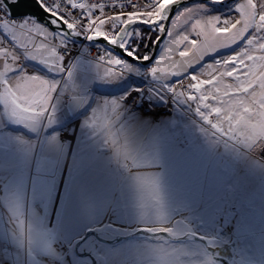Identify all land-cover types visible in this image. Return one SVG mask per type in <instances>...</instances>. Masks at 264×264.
<instances>
[{"label":"rangeland","instance_id":"1","mask_svg":"<svg viewBox=\"0 0 264 264\" xmlns=\"http://www.w3.org/2000/svg\"><path fill=\"white\" fill-rule=\"evenodd\" d=\"M240 2L243 0H231L223 7L189 5L172 18L185 9H191L194 16H220ZM232 16L238 17L235 9ZM170 23L168 27L174 35L167 37L166 33L156 57L145 67L128 62L83 35L76 34L83 41L66 38L67 45L78 46L75 55L64 57L65 64L73 68L74 88L58 90L57 110L49 115L42 130L39 124L37 139L24 138L26 135L17 128L36 131L39 119L19 120L0 103V264H264L263 240L236 242L242 233L248 234L250 229L262 232L264 228L258 226L260 222L255 217L242 213L239 188L236 183L232 185L236 173L241 175L243 169L264 183V145L253 146L236 137L214 133L193 104L194 111L179 92L173 94L165 89V85H173L180 78L179 74H153L159 59L164 72L182 71L178 66L190 62L179 57L184 45L175 43L177 33L184 31L179 26L183 22H178L176 28ZM2 28L1 47L16 52L21 57L18 63L24 59L39 74H46L43 68L52 70L31 57L50 56L49 50L36 47L42 37L17 30L13 40L12 34ZM191 38H196L194 33ZM22 44L27 45L28 53L20 47ZM94 45L103 46L108 54L126 62L128 70L118 77L103 78L97 65L99 57L91 50L87 52ZM244 46L242 40L220 49L205 56L203 63L225 58ZM3 64L0 56V73ZM105 70L106 66H101L102 74ZM202 70L198 63L188 72L199 74ZM58 76L60 82L68 83L66 76ZM226 82L232 81L226 78ZM10 83L20 84L19 90L14 87V91L22 98L38 91L39 82ZM3 91L0 85V92ZM140 93L147 94L149 102L138 100L142 98ZM70 99L68 106L64 105ZM113 101L115 111L111 107ZM143 103H150V107L145 108ZM65 108L69 116L63 115ZM69 117L71 126L66 133ZM137 117L144 118L142 128L135 125ZM169 117H176L174 123L168 121ZM75 128L71 144L73 139L68 134ZM203 144L210 149L209 154ZM80 150L84 157L77 169ZM95 154L109 158L108 171L103 168L104 159ZM187 155L195 156L201 165L195 171L194 182L204 175L202 188L185 183L190 175L186 164L192 166L195 162L188 161ZM140 157L158 164L140 167ZM160 163H164L163 168ZM255 187L254 194L263 196L256 204L260 207L264 194L259 183ZM248 194L244 195L245 204L250 203ZM165 227L169 231H161ZM222 231L227 234L226 239L220 236Z\"/></svg>","mask_w":264,"mask_h":264},{"label":"snow or ice","instance_id":"2","mask_svg":"<svg viewBox=\"0 0 264 264\" xmlns=\"http://www.w3.org/2000/svg\"><path fill=\"white\" fill-rule=\"evenodd\" d=\"M9 2L15 4L16 0ZM37 2L53 17L55 26H63L60 36L28 18L19 22L10 20L11 13L4 11L7 5L3 3H0V27L11 33L13 40L16 39L17 30L42 37L36 47L49 50L50 56L47 59L31 57L48 65L54 74L66 76L68 83L42 78L37 74L27 75V71L18 64L21 57L8 48L0 47V56L4 60L3 72L0 73L4 77L0 80L4 91L0 92V103L8 108L13 117L35 121L49 115L53 112L58 90L61 87L69 91L74 88L71 83L73 68L65 64L63 54L59 51L61 47L67 48V35H83L89 40L103 38L110 44L119 45L125 55L133 59H151L139 54L136 41L143 33L139 29L130 30V26H151L157 33L155 42L159 43L161 34L167 32V37L174 35L169 27L166 29L167 21L171 20L172 28L182 21L179 26L184 31L177 33L175 43L184 45L179 57L182 61L190 62L178 66L182 71L164 72L159 67V59L152 69L153 74H179L175 85H165V89L173 94L179 92L186 101L191 102L214 133L236 137L253 146L264 145V0H243L235 9L238 17L194 16L191 9H185L174 18L171 17V8L179 0H127V11L124 10V4L119 5L118 11H105L108 6L106 3H89L87 0H59L53 4H49L48 0ZM213 2L220 3L222 0ZM112 7H116L114 2ZM77 9L79 13L74 12ZM95 9L99 10V15H94ZM192 33L196 38H191ZM242 40L245 46L241 51L203 63L205 56ZM20 47L28 53L27 45L22 44ZM254 52L260 54L254 55ZM198 63L203 70L199 74L189 73L188 69ZM97 65L103 78L118 77L128 70L126 62L111 54L101 55ZM101 66H106L103 74ZM226 78L232 82H226ZM11 80L39 82V90L34 95L22 98L14 91V87L19 90L20 84L12 85ZM115 104L116 101H113V111ZM161 231L167 232L169 229L165 227Z\"/></svg>","mask_w":264,"mask_h":264},{"label":"water","instance_id":"3","mask_svg":"<svg viewBox=\"0 0 264 264\" xmlns=\"http://www.w3.org/2000/svg\"><path fill=\"white\" fill-rule=\"evenodd\" d=\"M229 2H231V0H225V1H222L220 3L213 2V0H179V2L175 5H173L171 8V17L176 13L177 10H179L180 8L187 6V5H191V4H205V5L217 4L218 6L223 7L225 5H228ZM0 3L7 5L5 10L7 12H10L12 17H14V18H26V17L31 18L34 21L44 25L50 31L61 35V30H62L63 26L62 25L61 26H55L52 23L53 17L48 12H46L36 0H16L15 4L10 3L9 0H0ZM169 23H170V20L166 22V29L169 26ZM143 27H151V26L143 25V24H137V25L130 26V29L143 28ZM166 33L167 32L160 35V42L159 43L154 42L152 53L150 56L151 59H147V60H135L131 56L125 55L123 49L119 45L110 44L109 42H107L103 38L92 40V42L104 44L107 48H109L111 50V52H113V53L117 54L118 56L124 58L128 62L139 65L141 67H145V66L149 65L154 60L156 51L159 48L160 43L162 42V40L166 36ZM69 37H73L77 41H83V37H81V36H72V34H69L66 36V38H69ZM76 132H77V128L74 129V132H73V135L71 138V139H73L71 144H73V142H74V137H75Z\"/></svg>","mask_w":264,"mask_h":264},{"label":"crops","instance_id":"4","mask_svg":"<svg viewBox=\"0 0 264 264\" xmlns=\"http://www.w3.org/2000/svg\"><path fill=\"white\" fill-rule=\"evenodd\" d=\"M3 29V28H2ZM4 31V30H3ZM6 36H8L9 38L8 39H10L11 37L6 33V32H3ZM1 44H2V40H0V47H1ZM5 48H7V47H5ZM22 62L23 63H18L19 65H22L23 67H25V69H26V71L28 72V73H30V74H32V73H34V72H36L37 74H39V71L37 72V71H34L35 70V68L33 67V66H29L28 65V63H26L25 61H24V59H22ZM42 71H45V75L44 74H39V76L40 77H42V78H46V79H49V80H56L57 82H60L59 81V76L58 75H60V74H54L53 73V71L52 70H49V69H46V68H43L42 69ZM58 77V78H57ZM141 77V76H140ZM149 79V78H148ZM62 82H64V81H62ZM150 82H152L153 84H154V82L153 81H151L150 80ZM155 85V87L156 86H158V85H156V84H154ZM154 87V88H155ZM159 87V86H158ZM38 88V90H39V85H37V87H36V89ZM124 89H125V86L123 87ZM123 88H121V89H119V91L120 90H122ZM154 88L152 89V90H154ZM156 89V88H155ZM158 90V89H157ZM162 90L163 91H165V92H167L165 89H163L162 88ZM65 102V101H64ZM71 102V99L67 102V103H64V105L66 104L67 106H68V104ZM63 105V106H64ZM54 109H56L57 110V107L55 106V103H54V105H53V110ZM54 113L56 112V111H53ZM64 114V116H65V114L67 115V116H69V111L67 110V108H65V110H63L62 111ZM50 115V114H49ZM49 115H46V116H44V117H42V118H40L38 121H40L41 123H38V129L36 130V131H32V132H28V131H26V130H23V129H21V128H17L20 132H23L26 136H24V138H26V139H30V140H34L35 138L37 139V132H38V130H40V125L39 124H41V130H42V125H44L45 124V126H46V122H47V120H48V118H49ZM71 119V117H69V120L67 121V123H66V133H68V128H70V120ZM9 126V125H8ZM10 127V126H9ZM13 127H15V126H13ZM44 129V128H43ZM71 134V133H70ZM70 134H68V137H70L71 138V135ZM63 137H65V136H63ZM62 137V138H63ZM63 139H65V138H63ZM236 162V161H235ZM236 163H239V162H236ZM244 171V172H243ZM243 171L242 172H240L241 173V175H238V173H236V179H235V182L233 181V183H232V185L234 184L235 185V183H236V185H235V187L238 189L239 188V191H240V195H241V202H242V204H241V206H244V208H243V210H242V213L244 212V213H246L249 217H255V221H258V222H260V224L258 225L259 227H261V228H264V204H261V206L260 207H258V206H256V204L257 203H259L260 201H261V198L263 197L262 196V194L260 195V194H258V195H256V194H254V191H255V189H256V185L259 183V185H260V187H261V189L263 190L262 191V193L264 194V183L263 182H260V181H257L254 177H252L246 170H244L243 169ZM244 175V182L242 181L241 182V177ZM256 180V181H255ZM240 186H239V185ZM238 186V187H237ZM232 187V186H231ZM230 187V188H231ZM234 187V186H233ZM242 188H243V191H242ZM233 188H231V190H232ZM245 190V191H244ZM241 191H242V193H241ZM246 192H248L249 194H248V196L249 197H251V199L249 200L250 201V203H248V204H245L244 203V195H245V193ZM259 192V191H258ZM258 192H256V193H258ZM233 213V212H232ZM241 213V212H240ZM255 213H257V214H260L261 215V217H258V216H256L255 215ZM243 216V215H242ZM245 218V217H244ZM240 225H241V223H240ZM252 231V229H250V232L247 234H244V233H242L241 235H239L238 237H236V242L237 243H242V242H249V243H251V242H254V241H261V240H263L264 241V230L262 231V232H251ZM238 234V233H237ZM236 234V235H237ZM258 249V248H257ZM262 254H263V257H264V251L262 252ZM263 261H264V259H263Z\"/></svg>","mask_w":264,"mask_h":264},{"label":"trees","instance_id":"5","mask_svg":"<svg viewBox=\"0 0 264 264\" xmlns=\"http://www.w3.org/2000/svg\"><path fill=\"white\" fill-rule=\"evenodd\" d=\"M136 29H139V31L141 33H143V36L140 37V39L136 41L138 43V46H139V54L141 56L143 54H150L151 51H152V48H153V44H154V42L157 39V33L153 30L152 27H143V28H136ZM132 30H135V29H132ZM131 39L136 40L135 38H131ZM137 119H139V120L135 123V125L138 126V128H139V126H141V128H142V125L143 126L145 125V121L143 120L144 118L143 117H137ZM175 120H176V117L175 118H173V117L172 118L171 117L168 118V121L171 122V123H174ZM150 138H151V140L154 139V137H151V136H150ZM203 145L207 149V154H209L210 149L208 148V146H205V144H203ZM204 151H206V150H204ZM83 153H84V151L80 150L79 154L77 155V161L79 163V164L77 163V165H78L77 169L79 167H81L80 166V160L84 157ZM195 153H196V151H195ZM95 155L98 156V158L104 159V162H105L106 166L103 167V168H104L105 171H108V168L110 167L109 158L102 157L101 154H95ZM197 155L200 156V153H198ZM140 158H141V161H138L140 167H143V166H157V164H158V162L157 161L155 162V160L153 162L150 161L148 159V158H150L149 156H148V158L146 160H145V157H140ZM188 158H189V159H187L188 161L195 160V162L192 161V164H191L192 166H189L188 164H186L187 169H189V172H187V174L190 173V175L186 179L185 183H186L187 186L198 185L199 188H202L203 184H204V178H203L204 175L201 174L199 176L200 178L197 179V182H194V179L196 177L195 171H196V169L200 170L201 165L199 163H197V158L195 156H192V158L190 156H188ZM215 158H217V156ZM47 162H48V160H47ZM44 163H46V161ZM160 164H161V168H163L164 163H160ZM43 167H45V166H42V169H43ZM201 172H204V171H201ZM185 205H187V204H183V206H185Z\"/></svg>","mask_w":264,"mask_h":264},{"label":"built area","instance_id":"6","mask_svg":"<svg viewBox=\"0 0 264 264\" xmlns=\"http://www.w3.org/2000/svg\"><path fill=\"white\" fill-rule=\"evenodd\" d=\"M84 2V0H82ZM59 2V0H48V3L49 4H53V3H57ZM87 2L89 3H96V2H99V3H106L108 6L105 8V11H118L119 10V5L120 4H124L125 5V8L124 10L127 11L128 10V7H127V0H87ZM113 2L115 3L116 7H112V4ZM40 4V3H39ZM44 9V8H43ZM45 10V9H44ZM47 12V11H46ZM75 13H79L80 10L77 9V10H74ZM93 13L94 15H99V10L98 9H95L93 10ZM86 15V13H84ZM16 19V18H15ZM10 20L13 21L12 18H10ZM17 21H19V19H16ZM78 50V46H75V45H68L67 48H63L62 49V54H63V57L65 58H70L71 56L75 55V51ZM92 51L93 53L96 54V57H100L101 55H104V54H108V51L101 45H94V46H89V49H87V52L88 51ZM92 55V54H91ZM65 100L67 101L68 100V97L65 98ZM192 104V103H191ZM191 108L193 109L194 106L191 105ZM262 158H264V150L262 151V155H261ZM220 236H226L227 234L224 232H220L219 233Z\"/></svg>","mask_w":264,"mask_h":264},{"label":"bare ground","instance_id":"7","mask_svg":"<svg viewBox=\"0 0 264 264\" xmlns=\"http://www.w3.org/2000/svg\"><path fill=\"white\" fill-rule=\"evenodd\" d=\"M36 1H37V0H36ZM191 5H196V4H191ZM203 5H205V4H203ZM187 6H189V5H187ZM184 7H186V6H184ZM180 9H181V8H180ZM180 9H179V10H180ZM179 10H177L176 13H177ZM4 11H6V10L4 9ZM6 12H7V11H6ZM176 13H175V14H176ZM10 18H12L13 21H16V22H18L16 19H19V18H16V19H15V18L12 17V16H10ZM170 21H171V20H170ZM134 29H136V28H134ZM130 30H132V29H130ZM51 32H52V31H51ZM72 36H76V34H72ZM70 38L72 39L73 37H70ZM152 49H153V48H152ZM123 51H124V50H123ZM151 53H152V51H151ZM151 53H150V54H147L148 57L151 56ZM156 54H157V51H156ZM156 54H155V57H156ZM135 60H137V59H135ZM142 60H147V58L142 59ZM147 78H148V77H147ZM175 83H176V82H175ZM175 83H174L173 85H175ZM154 90H155V89H154ZM139 95H142V93H140ZM140 99H143L144 101L149 102V101H148V96H147V94H146V95L143 94V95H142V98H140V97L138 98V100H140ZM149 104H150V103H147V104L143 103V106H144L145 108H148V107H150ZM186 105H187V106H191L192 104H191V102H188V101H187ZM192 111H194V109H193ZM200 125H201V122H200ZM59 131H60V130H59ZM60 132H61V131H60ZM72 135H73V133L71 134V136H72ZM263 150H264V149H263ZM222 233H224V231H222ZM226 237H227V235H226V236H225V235L222 236L223 239H226Z\"/></svg>","mask_w":264,"mask_h":264},{"label":"flooded vegetation","instance_id":"8","mask_svg":"<svg viewBox=\"0 0 264 264\" xmlns=\"http://www.w3.org/2000/svg\"><path fill=\"white\" fill-rule=\"evenodd\" d=\"M237 5H238V4H237ZM237 5H236V6H237ZM236 6H235V8H233V9H232V7H229L230 9H228V13H226V12H223V13H221V14H220V16H223V15H225V14H226V15H228V16H231V17H232V15H233V13H234V9H236ZM226 15H225V16H226Z\"/></svg>","mask_w":264,"mask_h":264}]
</instances>
